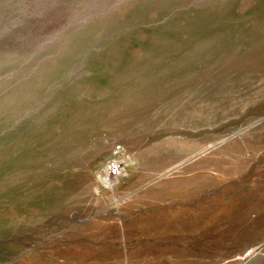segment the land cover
<instances>
[{
	"label": "rangeland",
	"instance_id": "374dc122",
	"mask_svg": "<svg viewBox=\"0 0 264 264\" xmlns=\"http://www.w3.org/2000/svg\"><path fill=\"white\" fill-rule=\"evenodd\" d=\"M0 264H264V0H0Z\"/></svg>",
	"mask_w": 264,
	"mask_h": 264
},
{
	"label": "built area",
	"instance_id": "2783aa9c",
	"mask_svg": "<svg viewBox=\"0 0 264 264\" xmlns=\"http://www.w3.org/2000/svg\"><path fill=\"white\" fill-rule=\"evenodd\" d=\"M118 164H117V161H115V160L108 162V174L110 176H115L116 173H118L120 171L121 166H120V164L119 165Z\"/></svg>",
	"mask_w": 264,
	"mask_h": 264
},
{
	"label": "bare ground",
	"instance_id": "6f19581e",
	"mask_svg": "<svg viewBox=\"0 0 264 264\" xmlns=\"http://www.w3.org/2000/svg\"><path fill=\"white\" fill-rule=\"evenodd\" d=\"M117 161V164L119 163L120 164V166L122 165V163L120 162V161H118V160H116ZM118 164V165H119ZM105 173V177H106V179H111V177L113 178L114 176H110L109 174H108V166H107V169H106V171L104 172Z\"/></svg>",
	"mask_w": 264,
	"mask_h": 264
}]
</instances>
